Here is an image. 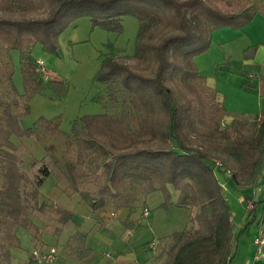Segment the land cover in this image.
Instances as JSON below:
<instances>
[{"label": "trees", "instance_id": "1", "mask_svg": "<svg viewBox=\"0 0 264 264\" xmlns=\"http://www.w3.org/2000/svg\"><path fill=\"white\" fill-rule=\"evenodd\" d=\"M46 7L48 16L28 17ZM0 10L21 15L18 19L0 17V42L6 44L8 53L19 52L24 86L23 94H19L14 71L6 75L0 69V88L9 87L20 96L12 101L0 97V176L6 182L0 189V224L4 222L1 215L7 211L12 223L7 226L6 238L15 242L1 251L0 263L3 257L4 264H12V249L20 241L18 228L11 232L13 226L29 230L34 239L40 236V228L22 216L28 207L23 204L21 183L32 185L35 204L31 209L42 212L46 204L39 202L40 187L52 176L63 191L80 195L94 214L130 210L123 221L129 230L141 226L131 220V214L146 196L160 190L167 204L172 186L179 191L175 205L192 210V226L172 235L167 264H231L236 226L218 174L232 180L240 190L257 184L264 167V120L255 138L238 140L230 148L231 165L215 159L203 147L212 143L203 137L215 136L227 110L218 100V90L207 84L195 58L210 49L214 31L224 27L242 30L257 14H264V0H0ZM126 16L135 17L140 24L133 64L104 55L94 79L106 88L112 103L122 101L120 112L79 116L71 122L70 131L61 128V116H41L32 127L22 126L21 119L30 114L29 101L34 95L51 94L55 98L67 92L62 81L43 79L33 46L41 43L45 51L60 55V33L76 20L89 17L93 29L122 34ZM107 46L116 49L112 42ZM258 46L249 47L245 58H252ZM260 81L264 95V77ZM23 97L26 102L21 106L19 98ZM94 101L105 105L99 97ZM253 117H264V111ZM248 122V118H236L229 127ZM13 137H35L44 144L47 139L61 137V156L51 153L56 149L54 144H46L47 155L31 160L32 168L40 162L42 165L31 179L21 172ZM88 184H94L95 192L86 188ZM246 198L252 209L242 232L256 221L264 223V211L257 219L261 202ZM52 209L60 224L55 234L62 236L76 213L61 204ZM195 209L198 211L194 213ZM87 239V233L77 231L70 254L78 259L90 256L93 250ZM27 264L38 263L31 259Z\"/></svg>", "mask_w": 264, "mask_h": 264}, {"label": "rangeland", "instance_id": "2", "mask_svg": "<svg viewBox=\"0 0 264 264\" xmlns=\"http://www.w3.org/2000/svg\"><path fill=\"white\" fill-rule=\"evenodd\" d=\"M48 9L46 7V9L36 10L30 13L28 17L44 18L49 14ZM0 17L18 19L21 18V15L18 11L9 13L0 10ZM123 26L124 31L122 34L108 33L99 27L93 29L91 19L82 17L71 23L60 33L58 38L60 55L49 53L44 50L41 43H36L32 48L33 56L37 62H44L48 70L53 73L49 81L50 79L62 81L67 92L64 97L55 98L51 94H49L50 96L34 95L29 101L31 106L30 114L23 116L21 119L22 126L32 127L34 122L41 116L46 118L61 116L63 120L61 128L65 131H70L71 122L79 116L105 112L116 115L120 112L122 101L119 100L116 103H112L106 88L96 83L94 79L101 67L104 55H109L120 62L133 64L140 24L135 17L126 16L123 19ZM108 42H112L116 49H110L107 46ZM5 46L6 44L0 42L1 73L8 75L10 71H14V84L18 93L23 94L24 86L20 54L16 50L8 53ZM212 49L210 48L207 51L209 53L201 59L207 61L208 58H214L216 60L214 71L219 68V73L218 75H216V72L213 73L212 86L217 90L216 78L218 80V77L219 80L224 79L226 87L233 91V89L244 87L241 79L243 76L247 77L249 72L262 70L254 65L244 66L245 51L243 55H239L237 53L238 48H228L229 50L233 49L232 66L229 64L228 52L224 51V46L219 48L215 46ZM209 66L207 64L205 68ZM43 79L46 81L44 77ZM0 89V97L6 101H12L14 98L18 99L20 97L19 94L10 90L9 87L6 89L3 86ZM177 94L179 96V93ZM96 97L101 98L105 105L95 102L94 98ZM19 99L21 106H23L26 102L25 98ZM247 118L249 122L246 125L232 129L229 127L231 121H228L225 117L219 129L215 131V136L203 137V140L212 143V146L209 147L207 144L204 146V143L203 147L210 150L215 159H220L231 165L230 148L238 140L255 138L259 134L260 129L263 128L261 123L264 117L255 118L251 116ZM226 134H229V137H226ZM13 139L17 144L16 155L21 172L31 179L39 174V170L42 167L40 162L39 165L32 168L30 165L31 160H40L47 155L46 144H54L56 149L51 153H55V155L60 157L64 143L61 137L47 139L46 144L38 142L35 137H13ZM1 166L0 164V170ZM5 184V180L0 176V189ZM226 185H224L225 187L222 186V188L230 202L232 217L236 226L233 251L235 255L231 264H245L247 261L255 259L259 249L262 254L256 264H264V245L259 246L257 243L260 238L264 239V223L259 225L256 221L242 232L243 228L241 226L244 227L248 222V211L252 209L248 207L250 203L246 198L248 193L241 191L237 187L238 190L230 188L228 184ZM86 188L91 192L96 190L94 184H88ZM169 188L171 190V200L167 204L165 195L160 190L146 196L144 202H141L131 214V220L134 223H140L141 226L137 229L129 230L119 217L109 222L118 211H99L95 214L92 212L87 214L86 209H89V207L82 201L81 197L79 199L76 194H72L70 191H63V186L56 181L55 177L47 178L40 187L39 202L45 203L46 207L42 212L32 211L31 207L35 204L31 197L33 187L29 182L24 181L21 183L20 191L23 204L28 208L22 216L28 217L33 221L41 232L39 238L34 239L29 230L18 226L12 227L11 232L13 229L18 228L17 235L20 238L19 244L12 249V264H27L28 260L32 259L34 250L48 251L52 248L56 249L55 260L47 264H113L114 259L118 258L123 259L116 264H167L168 252L173 244L172 235L184 230L187 226H192V224H189L192 210L177 207L175 202L179 197V191L172 186H169ZM241 198L244 200H241ZM263 201V197L262 201H256L257 203L261 202L259 204L261 208L259 206L258 208L260 209L257 211V219L262 218L264 211ZM81 202H83L84 207L80 205ZM58 204L80 213L72 224L64 230L62 236L55 234L56 228L60 227V224L58 222L59 216L52 208ZM144 206H147L150 210H147ZM147 211L151 213L149 218L145 216ZM197 211L198 209H195L194 213ZM1 219L4 222L0 224V253L1 251H6L9 248V244L15 243L6 238L9 234L7 233L9 230L7 226H11L12 223L7 211L1 215ZM108 223H110V226ZM193 227L194 230L198 229L197 225H193ZM77 231L88 234L87 245L93 252L94 250L96 251L89 258L78 259L70 254L69 247L72 243V236ZM4 262L2 257L0 264H4Z\"/></svg>", "mask_w": 264, "mask_h": 264}, {"label": "crops", "instance_id": "3", "mask_svg": "<svg viewBox=\"0 0 264 264\" xmlns=\"http://www.w3.org/2000/svg\"><path fill=\"white\" fill-rule=\"evenodd\" d=\"M254 45H259L254 56L252 58H245L243 61V65L244 66L254 65V66H257L258 69L261 68L262 70H258V71L256 70L253 72H249L247 77L243 76V78L241 79L244 83L242 84L244 85V87L233 89L232 91L226 87V81L224 79L219 80V77H218V80H217L216 78V86L219 90L218 100L224 103V106L227 110L226 119L228 121H232L233 119H236V118H242V117L247 118V117L259 115L261 111H264V95H262V92H261V81H260V77H264V14H257L254 20L242 30H233L230 27H224V28L214 31L212 34V42H211V47H210L211 50H213L212 48L215 46H217L218 48L224 46L225 48L224 51H226V53L228 52L227 57H229L228 58L230 60L229 64L231 66L233 65L232 64L233 49L229 50L228 49L229 47L238 48L237 53L239 55H243V52L246 51L245 49L247 47L254 46ZM208 53L209 52L197 56L195 58V62L201 74L206 77L207 84L211 87H214L212 86L213 85L212 83L213 73L216 72V75H218L219 68H217L214 71V66H216V63H217L214 58H211V59L208 58L207 61H205V59H201L202 57L206 56V54ZM207 64L208 66L210 64V66L208 68H205ZM211 65L213 66L211 67ZM259 71H261V73H259ZM218 178L222 186L224 185L227 186L226 184H228L230 188L237 189L235 183L232 180H228L225 175L218 174ZM241 191L248 193L247 195H249L250 199L253 201L255 200L262 201V197L264 200V167H263V171L260 175V178L257 184L252 188L241 190ZM76 197L80 199V195L76 194ZM256 197H258L259 199L258 198L256 199ZM241 200H244V199L241 198ZM80 205L84 207L83 202H81ZM144 207L147 210H150L147 206H144ZM248 207L250 209L251 207L250 203ZM260 208H258L257 211ZM89 210L90 208L86 209L87 214L91 212V210L90 211ZM75 212H76V216L80 214L77 211ZM128 214H129L128 209H122L116 212L114 214V217L111 218L109 222H111V220L117 217H119L121 221H124L127 218ZM149 217H146V218H149ZM108 224L110 226V223ZM242 227L243 226H241V228ZM95 252L96 251L94 250V252L91 255H93ZM90 256H88L87 258H89ZM122 259L123 258L114 259L113 264H116ZM109 261L111 262V260Z\"/></svg>", "mask_w": 264, "mask_h": 264}, {"label": "built area", "instance_id": "4", "mask_svg": "<svg viewBox=\"0 0 264 264\" xmlns=\"http://www.w3.org/2000/svg\"><path fill=\"white\" fill-rule=\"evenodd\" d=\"M38 71L41 74V76H43L46 81H49V78H52L53 73L48 70V68L45 66L44 62H38ZM51 80V79H50ZM220 163L218 162L217 165H219ZM150 212L147 211L145 212V216L149 217ZM257 243L259 246H263L264 245V239L260 238L259 240H257ZM261 250L259 249L257 251V254L255 255V259L247 261L245 264H256V261L258 260V258L261 255ZM55 255H56V249L52 248L48 251H41V250H34L33 251V257L32 259L37 262L38 264H47V263H51L55 260Z\"/></svg>", "mask_w": 264, "mask_h": 264}]
</instances>
